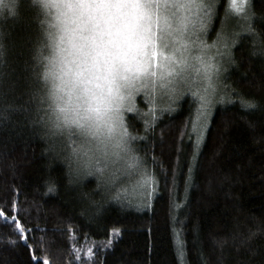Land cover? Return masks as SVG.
Wrapping results in <instances>:
<instances>
[{"label":"trees","instance_id":"obj_1","mask_svg":"<svg viewBox=\"0 0 264 264\" xmlns=\"http://www.w3.org/2000/svg\"><path fill=\"white\" fill-rule=\"evenodd\" d=\"M10 3L0 6V207L16 215L15 199L17 219L30 231L25 244L0 218V264H35L34 256L40 264H180L176 240L184 242V264H264V0L248 1V28L233 47L187 191L192 147L182 131L191 129L197 104L187 95L171 110L160 106L151 123L149 104L137 99L141 115L127 124L144 139L134 142L133 160L139 177L156 181L151 199L144 191L140 202L77 168L70 159L77 142L42 122L51 111L43 79L51 11L46 0H15L9 16ZM228 6L219 0L216 22ZM249 100L255 108L243 106ZM113 228L120 233L107 247Z\"/></svg>","mask_w":264,"mask_h":264},{"label":"snow or ice","instance_id":"obj_2","mask_svg":"<svg viewBox=\"0 0 264 264\" xmlns=\"http://www.w3.org/2000/svg\"><path fill=\"white\" fill-rule=\"evenodd\" d=\"M3 3L0 0V6ZM70 7L75 18V37L68 30L70 47L65 45L62 36L53 45V55L46 58L43 79L48 84L51 111L47 121L42 122L49 131L66 133L70 140L79 137L83 143L79 149H73V155L83 167L95 166L102 174L109 164L127 162L138 156L134 142L144 137L130 131L127 124L128 119L139 113L137 99L142 96L151 103L152 107L144 115H151L154 123L156 92L169 97L168 110H171V103L184 97L181 89L192 79L189 71L196 70L205 86L190 92L197 107L191 129L187 133L182 131V135L189 136L192 147L184 179L187 191L211 115L212 97L216 92L213 77L218 78L220 72L215 56L208 52L213 45L205 40L212 26L216 0H78ZM229 9L234 14L245 13L247 0H229ZM15 10V0H11L8 15H15ZM223 47L226 51L216 53L221 60L231 55V46L225 43ZM4 77L0 69V91L5 87ZM242 103L245 108L256 107L251 100ZM144 123L146 128L150 126L148 120ZM178 175L173 167L174 184ZM148 179L152 184L146 182L145 189L150 200L156 181ZM52 190L50 187L49 191ZM11 208L16 215L10 217L0 207V218L14 225L20 239L27 244L25 233L30 230L17 219L15 199L11 201ZM119 233L118 228L111 230L107 247L112 246V237ZM254 235L250 233L246 239ZM175 245L177 259L184 264V242L176 240ZM33 260L40 264L39 257L34 256ZM44 264H48L47 258Z\"/></svg>","mask_w":264,"mask_h":264},{"label":"rangeland","instance_id":"obj_3","mask_svg":"<svg viewBox=\"0 0 264 264\" xmlns=\"http://www.w3.org/2000/svg\"><path fill=\"white\" fill-rule=\"evenodd\" d=\"M249 0H247L248 3ZM46 4L50 8L51 11V24H52V44H57L60 42L61 37H65V45L67 44V37L69 35L68 30H72L71 34L75 37V18L73 16V8L70 7L71 5H75L78 0H46ZM219 0H216V8H215V15L212 21V26L205 37L206 43L209 45H213L211 48L208 49L210 55L215 56L216 62L220 66L219 77H213V83L216 87V92L213 95V105L218 102V95L223 94L224 91V75L227 72L228 68L231 67L232 61V50L234 45L236 44L240 33L242 30L248 28V8L245 13L242 14H234L230 9L229 6L225 9V14L222 20H218L216 22V10ZM249 3L247 4V7ZM219 33V35H218ZM235 41V44H233ZM215 42V43H214ZM227 43L231 46V55L226 56L221 60L219 55H216L217 52H224L226 49L223 45ZM54 48H51L50 56L53 55ZM49 57V56H48ZM203 68H199V72L202 73ZM188 75L192 78L189 80L188 84L182 86V91L184 92V97L190 95L191 91H195L198 88L203 89L205 86L204 81L201 78V75L198 74L196 70H190ZM191 96V95H190ZM147 105L149 104V109L152 107L151 103L143 99ZM177 102V101H176ZM170 104L169 97L167 95L162 94L161 92L157 91L155 94V111H158L159 107H163L164 109L167 105ZM212 105V107H213ZM141 115V113H139ZM127 115V113H126ZM68 137L66 133L60 134L58 133V138ZM64 137V138H65ZM69 138V137H68ZM71 140H75L77 143L76 147L79 149V146L83 143V141L79 137H72ZM70 159L73 163L76 162L77 168L82 166L80 160L77 159L75 155H73V150L70 153ZM82 159L86 160L87 157H83ZM94 165V160L92 161ZM86 168V167H84ZM91 169V170H90ZM84 170H90L91 174L94 176H101V181L105 184L107 189L117 188L120 191L122 190L123 195L126 197H134L136 201H141L142 193L146 191L145 183L152 184V180H149V176H142L143 170L139 169V165L134 160H130L127 162L121 161L114 164H109V166L104 170L101 174L95 170V166L91 168H86ZM154 188V185H153ZM154 191V190H153Z\"/></svg>","mask_w":264,"mask_h":264}]
</instances>
